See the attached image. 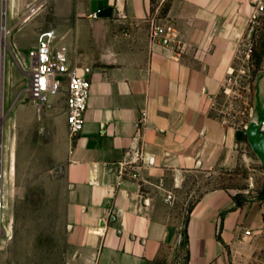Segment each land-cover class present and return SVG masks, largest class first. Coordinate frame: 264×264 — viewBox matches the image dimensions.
Segmentation results:
<instances>
[{
  "label": "crops",
  "instance_id": "crops-1",
  "mask_svg": "<svg viewBox=\"0 0 264 264\" xmlns=\"http://www.w3.org/2000/svg\"><path fill=\"white\" fill-rule=\"evenodd\" d=\"M61 4L53 28L80 71L91 67L92 81L84 128L70 138L66 105L63 146L49 169L64 184L66 262L155 264L180 234L159 185L174 193L185 171L231 163L236 132L211 108L224 88L235 40L246 31V2ZM155 14L179 28V57L149 42ZM14 42L22 46L21 35ZM139 152L156 158L144 169L147 182L120 179L113 165ZM187 235V264H264V199L239 202L227 189L210 190L192 207Z\"/></svg>",
  "mask_w": 264,
  "mask_h": 264
},
{
  "label": "rangeland",
  "instance_id": "rangeland-1",
  "mask_svg": "<svg viewBox=\"0 0 264 264\" xmlns=\"http://www.w3.org/2000/svg\"><path fill=\"white\" fill-rule=\"evenodd\" d=\"M57 1L59 5H55ZM260 1L245 0L246 31L235 40L236 52L224 88L214 97L211 108L212 115L236 132L231 163L184 172L168 212L178 223V243L164 246L155 264L188 263L189 214L206 192L224 188L239 202L264 199V163L253 150L246 133L257 109L258 87L264 98V9L253 17ZM2 3L0 0V37ZM61 3L62 0H6V24L10 32L3 58L2 100L0 95V116L1 103L6 116L0 177L3 202L0 264H67L64 193H61L64 184L55 181L49 172L64 142L67 96L65 88L50 96L40 113L37 103L27 92L29 51L36 46L39 33L53 27V13H63ZM38 4V11L32 14L30 9ZM157 5L155 1L154 10L158 9ZM20 35L23 44L17 46L14 40ZM58 38L57 33L55 46L67 43ZM2 47L0 43V70Z\"/></svg>",
  "mask_w": 264,
  "mask_h": 264
},
{
  "label": "built area",
  "instance_id": "built-area-1",
  "mask_svg": "<svg viewBox=\"0 0 264 264\" xmlns=\"http://www.w3.org/2000/svg\"><path fill=\"white\" fill-rule=\"evenodd\" d=\"M38 7L39 4L34 5L30 12L35 14L39 9ZM263 9L264 1L261 0L253 11V17L256 18ZM91 16L97 17L98 13L95 12ZM6 27L4 28L1 25L2 30ZM56 36L57 32L53 27L41 31L36 46L29 51L30 67L28 73L30 82L27 92L37 103L38 112L41 113L49 97L59 93L66 87L69 135L71 139H75L82 132L86 121L85 115L92 84L89 77L91 67H82L83 70L80 71L77 61L70 57L68 47L66 45H54ZM148 38L151 44L159 45L170 51L174 57H179L182 53L184 43L179 28L171 19L157 14L152 16L149 19ZM155 161L154 155L139 152L135 158L118 161L113 167L116 168L120 179L131 177L147 182L144 178V169L153 165ZM159 186L165 190L166 200L173 202L175 200L173 191L166 190L163 183ZM2 207L3 202L0 199V237L2 236Z\"/></svg>",
  "mask_w": 264,
  "mask_h": 264
},
{
  "label": "water",
  "instance_id": "water-1",
  "mask_svg": "<svg viewBox=\"0 0 264 264\" xmlns=\"http://www.w3.org/2000/svg\"><path fill=\"white\" fill-rule=\"evenodd\" d=\"M6 1L2 3V26L6 27ZM5 49L2 47V59H1V70H0V95L2 100V92L4 90V55ZM257 109L255 114L249 121L246 133L249 143L251 144L253 150L258 155L262 163H264V98L260 95V87L257 88ZM6 116H0V177L2 176V147H3V128ZM1 188V182H0Z\"/></svg>",
  "mask_w": 264,
  "mask_h": 264
},
{
  "label": "bare ground",
  "instance_id": "bare-ground-1",
  "mask_svg": "<svg viewBox=\"0 0 264 264\" xmlns=\"http://www.w3.org/2000/svg\"><path fill=\"white\" fill-rule=\"evenodd\" d=\"M9 32H10V30L8 29V27H6V29L3 28V30H2V36L0 38V43L3 45V49H5V46L7 45L6 39H7V35ZM4 115H5V113L3 111V105L1 103V116H4ZM13 168H14V166H13Z\"/></svg>",
  "mask_w": 264,
  "mask_h": 264
},
{
  "label": "trees",
  "instance_id": "trees-1",
  "mask_svg": "<svg viewBox=\"0 0 264 264\" xmlns=\"http://www.w3.org/2000/svg\"><path fill=\"white\" fill-rule=\"evenodd\" d=\"M187 240H188V235H187ZM188 258H189V250H188Z\"/></svg>",
  "mask_w": 264,
  "mask_h": 264
}]
</instances>
